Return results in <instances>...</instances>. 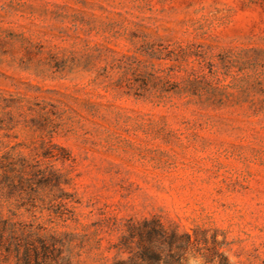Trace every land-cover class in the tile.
I'll return each instance as SVG.
<instances>
[{
	"label": "rangeland",
	"instance_id": "1",
	"mask_svg": "<svg viewBox=\"0 0 264 264\" xmlns=\"http://www.w3.org/2000/svg\"><path fill=\"white\" fill-rule=\"evenodd\" d=\"M152 219L264 264V0H0V264H134Z\"/></svg>",
	"mask_w": 264,
	"mask_h": 264
},
{
	"label": "trees",
	"instance_id": "2",
	"mask_svg": "<svg viewBox=\"0 0 264 264\" xmlns=\"http://www.w3.org/2000/svg\"><path fill=\"white\" fill-rule=\"evenodd\" d=\"M141 238L140 251L134 264H187L188 250L191 246L190 236H179L168 232L158 220H145L137 229ZM184 238L177 240V238Z\"/></svg>",
	"mask_w": 264,
	"mask_h": 264
}]
</instances>
